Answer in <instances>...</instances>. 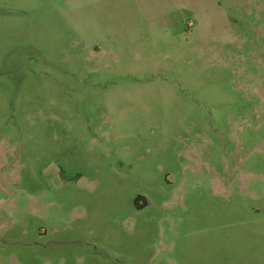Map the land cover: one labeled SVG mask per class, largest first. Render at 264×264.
<instances>
[{
	"label": "rangeland",
	"instance_id": "rangeland-1",
	"mask_svg": "<svg viewBox=\"0 0 264 264\" xmlns=\"http://www.w3.org/2000/svg\"><path fill=\"white\" fill-rule=\"evenodd\" d=\"M0 264H264V0H0Z\"/></svg>",
	"mask_w": 264,
	"mask_h": 264
}]
</instances>
